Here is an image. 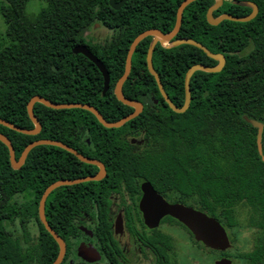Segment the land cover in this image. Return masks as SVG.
<instances>
[{
    "label": "trees",
    "instance_id": "obj_1",
    "mask_svg": "<svg viewBox=\"0 0 264 264\" xmlns=\"http://www.w3.org/2000/svg\"><path fill=\"white\" fill-rule=\"evenodd\" d=\"M0 1L4 24L0 42V118L26 129L33 127L25 108L33 95L54 103L92 105L106 121H115L131 112L132 107L118 101L113 94L128 45L145 29L170 31L181 2L126 0L118 9H113L108 0H41L42 6L26 15V4L31 0ZM214 2L188 3L173 37L191 38L224 57L219 71L195 70L190 74V101L183 112H174L167 106L147 71L145 53L152 36H146L136 44L129 73L121 85L123 97L142 105L136 116L118 127L107 128L86 109H53L36 101L32 112L40 124L37 133H22L0 124V133L10 140L14 158L17 159L26 144L37 139L59 141L81 155L96 157V148H83V138L88 137L91 144H98L100 159L113 162L109 168L116 170L119 178L130 177L131 168H139L141 176L158 187L164 181L173 188L180 184L186 195L181 199L183 204L204 211L230 230L234 224L230 217L235 211L231 210L232 204L242 199L244 185L234 180L241 175L240 164L236 169L226 166L221 156L227 152V135L232 139L237 137L231 133L238 129L233 120H239L241 106L246 103L241 98L260 95L259 89L264 86V0H223L212 11L213 18L224 13L247 15L252 9L250 3L256 5L257 12L247 21L225 19L211 25L205 19V11ZM94 22L111 30L104 44L88 46L98 48V58L108 72V88L103 95L100 74L86 58L71 52L73 45L84 42L83 34ZM171 41L168 44L156 41L150 59L164 92L172 104L180 107L186 69L194 63L213 66L215 61L193 45L171 44ZM244 43L249 45V51L242 60L236 62L227 55V50L241 48ZM138 135L143 143L136 153L130 154L125 146L131 137ZM227 153L236 161L241 154L235 149ZM83 167L65 149L37 144L27 152L18 168H12L7 148L0 141V264H49L54 259L58 247L37 217L38 200L51 182L86 175ZM210 174L215 177L214 202L207 193L211 189L208 187ZM79 186L82 185H71V188ZM62 187L47 194L43 212L49 226L63 240L72 229V216L66 209L79 204L83 197H74L71 193L67 199L62 194L65 190H60ZM226 199L228 202L224 203ZM247 199H243L245 203L257 207V196ZM30 220H35L39 231L35 243L29 239L27 230ZM12 221L16 224L10 228ZM246 223L262 227L261 236H264V215L250 214ZM58 264H65L64 257Z\"/></svg>",
    "mask_w": 264,
    "mask_h": 264
},
{
    "label": "flooded vegetation",
    "instance_id": "obj_2",
    "mask_svg": "<svg viewBox=\"0 0 264 264\" xmlns=\"http://www.w3.org/2000/svg\"><path fill=\"white\" fill-rule=\"evenodd\" d=\"M98 25L108 29L111 33V30L100 22H94L90 27L94 28L95 26L98 27ZM86 31L83 34L84 42L80 44L88 48L89 45L95 43L93 39L98 36L94 35V38L89 39L85 36ZM236 35L245 36V34ZM88 50L98 58V48H88ZM248 51L249 45L244 43L241 48L227 50V55L234 57L232 59L237 62L246 57ZM83 57L86 58L85 56ZM88 61L90 62V60ZM214 61L216 64L217 61ZM90 63L97 70L95 65L92 62ZM236 78L241 77L236 76ZM259 90L260 95L241 98L246 103L241 106V112L238 114L239 120H233V124L237 122L238 129L235 130V133H231L237 135V137L232 139L227 135L226 140L229 143L225 145L228 150L235 149L241 152V175L238 174L234 180L243 183L242 198L244 200H248V196L253 199L257 194L264 199V86ZM131 138H134L133 144L137 148L143 143L141 135ZM83 141L85 150L97 149L95 152L96 157L83 155L94 161H81L84 164L82 170L86 172V175L83 176H92L96 173H101L102 175L98 179L57 186H63L60 190H65V193L60 192L67 196V199H69L71 193L74 197L77 195L83 197L79 204H74L73 207L66 209V213L72 216V229L63 239L65 264H187L188 261L189 264H215V262H223V260H228V264H232L230 250L235 246L236 241L232 239L233 242L231 243L227 228L218 220L228 237L229 246L223 250L205 246L202 242L194 240L191 232L176 218L168 214L160 216L154 226H149L145 223L143 213L139 208V200L143 193L141 184L148 182L154 192L168 203H182L181 199L186 195H184L185 192H183L180 184L173 188L164 181L158 187L153 182L143 178L139 168H131L130 177L126 179L119 178L116 175L117 171L109 168V165L113 162L100 159L102 154L98 151V144H91L88 137H84ZM235 141H238V143ZM125 148L132 151L128 145ZM132 161L135 164L138 163L137 161ZM214 178L213 174L208 177V181L212 185H214ZM249 183L252 185H249ZM77 184L82 186L71 188V185ZM76 190L79 193L75 194ZM55 206L56 204H54ZM65 207H67V204ZM250 214L264 215V209H261V207L252 208ZM97 220L98 223H96ZM14 224L16 222L12 221L8 227L12 228ZM257 229L262 230V227L257 226ZM35 230L36 234L34 240H31L32 243L37 242L39 237L36 222ZM182 237L189 238L191 242H183ZM246 243L250 247L262 245L259 240L252 239L246 241ZM79 244L81 247L78 249ZM215 253H217V256L214 255Z\"/></svg>",
    "mask_w": 264,
    "mask_h": 264
},
{
    "label": "water",
    "instance_id": "obj_3",
    "mask_svg": "<svg viewBox=\"0 0 264 264\" xmlns=\"http://www.w3.org/2000/svg\"><path fill=\"white\" fill-rule=\"evenodd\" d=\"M125 1L126 0H108V5L113 9H118ZM191 1L193 0H181V2L178 4L176 11H175L174 23L170 31L163 33L156 28H148V29H145L139 32L130 41L127 51H126L125 59H124L123 71L114 83L113 94L118 101H120L121 103L125 105L132 107L131 112L127 113L126 115L122 116L121 118L115 121H106L103 119L99 111L92 105H89L86 103H79V102L54 103L41 96L33 95L28 99L25 105L27 115L33 123V127L31 129L18 127L1 118H0V124L5 125L11 129H14L22 133H27V134L37 133L40 129V124L32 112V104L37 101L53 109H63V108H73V107L86 109L95 116L96 120L102 126L107 127V128L120 126L126 120L131 119L134 116H136L141 111V108H142V105L139 101L127 99L123 97V95L121 94V85L129 73L130 57H131V54L136 44L142 38L146 36H152V39L145 53V64H146L147 71L153 76L157 89L161 97L163 98L164 102L167 104V106L174 112H177V113L183 112L187 108L189 101H190V92H189V85H188L190 74L194 70H202L206 72H216L222 67L224 63V57L220 53H213L209 51L201 43L191 38H185V37L175 38L171 41V44L187 43V44L193 45L201 49L202 52H204V54L208 56L209 58L216 60L217 63L214 66H207L202 63H194L186 69L184 73V77H183L184 99L180 107H177L174 104H172V102L170 101L166 93L164 92L162 85L160 83V80L158 78V75L156 74V72L154 71L151 65V59H150L151 51L156 41L163 44L162 42H168L175 36V34L178 31L179 25H180L182 10ZM221 2L222 0H215V2L206 9L205 19L209 24H216L223 19L232 20V21H247L255 15L256 10H257L255 4L250 3L252 10L247 15L235 16V15H230L228 13H225L213 19L211 17V13L214 9H216L221 4ZM71 52L74 54H77V53L82 54L88 60H90V62H92L95 65L102 79V86H101L100 94L103 95L108 88L109 77H108V72L106 68L104 67V65L102 64V62L96 56H94L85 45L80 44V43L73 45L71 48ZM0 141L7 148L8 160L12 168H18L23 162L24 157L27 154V152L33 146L37 144L55 145V146L61 147L62 149H65L66 151L72 153L80 161L94 162L93 159L84 157L83 155L78 153L73 148L67 146L66 144L59 142V141L51 140V139H37V140H33L29 142L23 147L17 159H15L14 151L10 143V140L4 134L0 133ZM101 175H102L101 173H96L95 175H92V176H83V177L72 179V180L58 179L48 184L42 191L39 197V200H38V204H37V216H38L40 223L44 227V229L50 234V236L56 242L57 247H58L56 256L49 264H58L62 260V257L64 254V242L59 237V235L48 225V223L45 220L43 209H44V201H45L47 194L53 188L59 185L72 184V183H76V182L83 181V180L98 179ZM141 188H142L143 193L139 200V208L141 209L143 213V218H144L145 223L148 224L149 226H154L157 222V219L160 216L168 214L176 218L179 222H181L191 232L194 240L202 242L205 246H208L214 249H220V250H223L229 246L228 237L226 235V232L223 226L213 216L207 215L204 212L198 209H195L189 205H185L182 203H168L164 201L159 195H157L154 192L152 186L148 182H143L141 184ZM228 263H229L228 260H223V262H215V264H228Z\"/></svg>",
    "mask_w": 264,
    "mask_h": 264
},
{
    "label": "rangeland",
    "instance_id": "obj_4",
    "mask_svg": "<svg viewBox=\"0 0 264 264\" xmlns=\"http://www.w3.org/2000/svg\"><path fill=\"white\" fill-rule=\"evenodd\" d=\"M1 4V1H0ZM42 1L41 0H31L28 1L26 6H31V8L33 9L32 12H36L41 6H42ZM3 31H4V24L2 21V16L0 14V42L3 41ZM94 35H97V38H94ZM111 33L108 29L102 27V26H95L94 28H88V30L85 33V36H87L89 39H93V42H95L96 44H104V42L106 40H108V38L110 37ZM93 43V44H95ZM163 44H168V42H162ZM133 139L131 138L129 139L128 142V146H130V149L132 151L131 154L136 153V151L138 150L137 147L134 146L133 144ZM225 151H229L228 148H225ZM224 153V156L222 155L221 157V161L222 163H224V165L226 166H231L234 167L235 169L239 166L240 167L242 165V158L241 156L239 157V159L236 161V158H233L229 153ZM233 160H235L233 162ZM140 162L143 163V161L140 160ZM239 163V164H238ZM215 179V178H214ZM210 191L208 190L207 193L209 194V200L211 202H214V185H211V183L209 182V186ZM17 199H20V196H17ZM228 202L227 199L224 201ZM257 207H261V209H264V199L262 196H260L259 194H257ZM230 205V204H228ZM230 207V206H229ZM241 208V215L239 217V209ZM255 208V207H254ZM235 209V211L232 213L231 212V219L234 221V224L232 225L231 229L227 232L229 234V239L231 241V243L233 242V240L236 241V244L234 247L231 248L230 252L232 254V264H264V239L261 240V238H263L264 236H261L260 232L261 229L258 230L257 226L254 225H247V220L248 217L251 213V205H249L248 203H245L243 198L239 199L237 202L232 204V208L231 210L233 211ZM250 212V213H249ZM255 215V214H252ZM257 216V215H255ZM238 221H240L238 223ZM168 222H172V221H168ZM221 222V221H220ZM222 225L223 222H221ZM27 230L29 233V239L30 240H34V236L36 234V230H35V222H33V220H30L27 222ZM182 241H190L189 238L187 237H182ZM233 239V240H232ZM250 239L252 240H259L260 242H262V245L254 247V246H249L248 243H246V241H249ZM80 244L78 245V249L80 248ZM260 252V253H259ZM257 256L253 257V254H256ZM215 256H217V253L214 254ZM189 264V261L188 263Z\"/></svg>",
    "mask_w": 264,
    "mask_h": 264
},
{
    "label": "clouds",
    "instance_id": "obj_5",
    "mask_svg": "<svg viewBox=\"0 0 264 264\" xmlns=\"http://www.w3.org/2000/svg\"><path fill=\"white\" fill-rule=\"evenodd\" d=\"M32 11H33V9L31 8V6H26V8H25V14L26 15L31 14Z\"/></svg>",
    "mask_w": 264,
    "mask_h": 264
}]
</instances>
